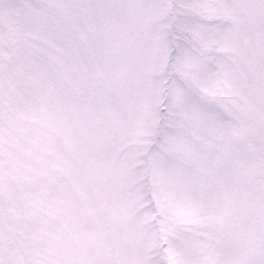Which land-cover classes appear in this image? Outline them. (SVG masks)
<instances>
[{"label": "snow or ice", "instance_id": "snow-or-ice-1", "mask_svg": "<svg viewBox=\"0 0 264 264\" xmlns=\"http://www.w3.org/2000/svg\"><path fill=\"white\" fill-rule=\"evenodd\" d=\"M0 264H264V0H0Z\"/></svg>", "mask_w": 264, "mask_h": 264}]
</instances>
